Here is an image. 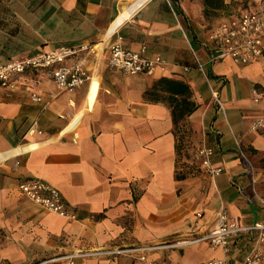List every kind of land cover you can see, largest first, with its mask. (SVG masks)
<instances>
[{
	"label": "crops",
	"instance_id": "obj_1",
	"mask_svg": "<svg viewBox=\"0 0 264 264\" xmlns=\"http://www.w3.org/2000/svg\"><path fill=\"white\" fill-rule=\"evenodd\" d=\"M256 1L214 0L211 7L203 0H0V65L64 46L76 52L62 65L80 64L90 76L72 92L41 80V98L55 94L45 107L20 80L0 92V264L70 253L90 254L74 264H143L137 254L113 252L137 246H157L146 252L156 264L222 257L240 264L251 235L234 237L226 254L196 240L214 227L220 206L238 225L264 223V130H250L264 117V100L255 103L251 94L264 92V52L234 64L215 57L207 35ZM115 42L161 57L164 70L110 69ZM161 77L190 87L197 108L187 120L196 146L212 149L218 176L210 178L193 160L196 146L176 153L170 108L147 94ZM208 83L224 111L213 104ZM33 178L56 187L76 219L28 201L18 184Z\"/></svg>",
	"mask_w": 264,
	"mask_h": 264
},
{
	"label": "built area",
	"instance_id": "obj_2",
	"mask_svg": "<svg viewBox=\"0 0 264 264\" xmlns=\"http://www.w3.org/2000/svg\"><path fill=\"white\" fill-rule=\"evenodd\" d=\"M264 0H257L253 7H244L238 15L225 19L211 27L207 35V41L213 47L216 58H228L234 64L245 65L260 57L264 52ZM76 50L71 47L60 46L53 50L40 52L38 54L9 60L0 65V92L4 89H12L20 82L32 87L30 99L33 102L47 105L50 99L55 97L54 93L48 95V99L41 98L40 81L49 80L57 91L72 92L80 87L90 76L81 68L80 64L62 65L65 59L72 56ZM193 52V50H192ZM197 67L202 71L201 64L196 62ZM108 67L113 70H120L124 74H145L152 75L157 69L164 70V61L161 57L145 58L140 52L123 48L119 42L109 47ZM36 72L31 78H21L27 72ZM204 78L206 74L202 71ZM21 78V79H20ZM210 98L220 111H224L217 91L208 83ZM253 101L264 100V92L252 89ZM251 131L264 130V117L256 118L250 125ZM193 160L210 177L214 178L222 173V168L211 163L213 151L204 145L196 146L193 150ZM247 164L248 171L251 165L248 159L241 154ZM19 192L31 203L43 210L68 220L76 219L71 212L59 190L51 184L37 178L23 180L18 184ZM261 200V199H260ZM264 203V200H261ZM239 235H251V247L240 264H264V223H253L250 225H238L229 216L228 210L220 206L214 227L206 235L196 241H207L212 248L220 247L226 254L230 241ZM181 243L173 244L179 245ZM157 246H137L129 249L113 251L114 253L137 254V259L143 264H156L148 258L146 252ZM100 252L94 253L99 254ZM112 253V252H103ZM86 253H70L58 255L38 264H74V260L84 257ZM93 255V253H92ZM193 264H227L225 257L211 259Z\"/></svg>",
	"mask_w": 264,
	"mask_h": 264
},
{
	"label": "trees",
	"instance_id": "obj_3",
	"mask_svg": "<svg viewBox=\"0 0 264 264\" xmlns=\"http://www.w3.org/2000/svg\"><path fill=\"white\" fill-rule=\"evenodd\" d=\"M211 7L216 6L214 0H203ZM161 92V93H160ZM147 94L154 101L166 103L170 108L174 135L176 137V153H185V127H189L187 117L196 110L197 104L191 99L192 94L187 83L173 78L161 77L153 82Z\"/></svg>",
	"mask_w": 264,
	"mask_h": 264
},
{
	"label": "rangeland",
	"instance_id": "obj_4",
	"mask_svg": "<svg viewBox=\"0 0 264 264\" xmlns=\"http://www.w3.org/2000/svg\"><path fill=\"white\" fill-rule=\"evenodd\" d=\"M210 17L212 20H214L213 18H215L212 13ZM183 129H184V132L186 133L184 149H185V153H189L193 149V147L197 145V142L195 141L196 133L194 132V130L191 128L190 125L189 127H185Z\"/></svg>",
	"mask_w": 264,
	"mask_h": 264
},
{
	"label": "bare ground",
	"instance_id": "obj_5",
	"mask_svg": "<svg viewBox=\"0 0 264 264\" xmlns=\"http://www.w3.org/2000/svg\"><path fill=\"white\" fill-rule=\"evenodd\" d=\"M78 119H79V115L75 116V118H74V119L71 121V123L67 126V128L65 129V131H68V130L72 129V128L76 125ZM30 147H31V145L19 146V147H18L17 149H15L14 151H16V152H23V151H26V150L30 149ZM3 157H4V155H0V160H2Z\"/></svg>",
	"mask_w": 264,
	"mask_h": 264
}]
</instances>
